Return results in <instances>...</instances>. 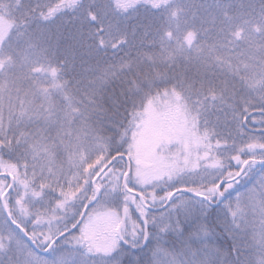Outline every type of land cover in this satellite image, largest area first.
Masks as SVG:
<instances>
[{
    "label": "snow or ice",
    "instance_id": "snow-or-ice-1",
    "mask_svg": "<svg viewBox=\"0 0 264 264\" xmlns=\"http://www.w3.org/2000/svg\"><path fill=\"white\" fill-rule=\"evenodd\" d=\"M0 264H264V0H0Z\"/></svg>",
    "mask_w": 264,
    "mask_h": 264
},
{
    "label": "rangeland",
    "instance_id": "rangeland-1",
    "mask_svg": "<svg viewBox=\"0 0 264 264\" xmlns=\"http://www.w3.org/2000/svg\"><path fill=\"white\" fill-rule=\"evenodd\" d=\"M221 242H223V241H221Z\"/></svg>",
    "mask_w": 264,
    "mask_h": 264
}]
</instances>
